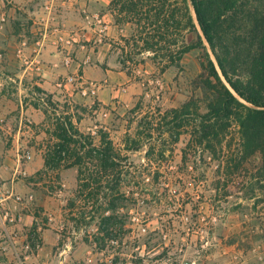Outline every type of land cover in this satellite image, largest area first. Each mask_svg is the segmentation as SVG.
Returning a JSON list of instances; mask_svg holds the SVG:
<instances>
[{
  "label": "rangeland",
  "instance_id": "1",
  "mask_svg": "<svg viewBox=\"0 0 264 264\" xmlns=\"http://www.w3.org/2000/svg\"><path fill=\"white\" fill-rule=\"evenodd\" d=\"M6 1L11 8L7 26L16 35H27L31 24L25 10L29 5L19 7ZM38 2L35 0L31 9ZM108 3L109 0H76L75 6H80L78 19H84L85 10L98 13L108 25L101 44H108L111 36L116 39L111 44L107 66L113 72L111 80L89 81L100 87L95 96L89 97L81 96L78 87L67 86L59 90V97H52V106L46 104L51 95L34 89L25 93L26 100L33 106L38 104L42 112L47 109L50 115L53 108L56 116L66 112L82 133L95 135L103 130L122 148L125 134H133L147 112H165L189 100H196L204 112L208 97L204 82L210 76L206 54L216 62L207 47L192 49L178 65L164 71L148 55H134L132 61L121 65L119 60L125 55L120 50V39L131 30L130 26L116 25ZM23 39L19 37L16 43ZM11 86L16 90V84L8 80L6 87ZM45 122L44 117L38 133L26 138L24 144H17V150L28 149L32 159L26 164L27 168L30 166L27 177L14 181L24 183L29 191L16 190L33 195L36 214L44 224L46 216L53 219L44 230H50L58 242L66 238L74 244L78 236L93 246L94 257L89 264H264V176L257 173L261 166L258 154L232 173L233 160L227 169L223 167L228 163L225 159L221 164L201 153V149L194 153L193 148L187 149L185 134L175 144L167 142L161 147L154 143L156 149L164 148V152L159 159L160 149L156 150L151 163L144 157L149 143H144L140 151L131 155V161L142 164L145 176L158 174V182L150 185L151 180L139 181L133 191L140 200L139 206L124 220L123 228L117 227L113 236H95L97 221L86 224L74 219L80 212L91 210V205L85 206L75 195L76 170L43 166L48 139L45 130L49 124ZM232 135L230 143L234 149L238 136L234 130ZM13 148L11 141L5 146L6 150Z\"/></svg>",
  "mask_w": 264,
  "mask_h": 264
},
{
  "label": "trees",
  "instance_id": "2",
  "mask_svg": "<svg viewBox=\"0 0 264 264\" xmlns=\"http://www.w3.org/2000/svg\"><path fill=\"white\" fill-rule=\"evenodd\" d=\"M109 10L116 25L131 30L120 39L125 55L121 65L134 55H148L164 71L192 49L207 47L216 64L207 53L210 76L204 82L208 92L204 112L196 100L165 112L158 109L157 114L147 112L135 132L125 134L122 148L103 130L82 133L66 112L56 116L55 108L50 115L43 110L49 122L43 166L75 169V195L85 206L91 205L90 212H80L74 219L97 221L95 236H113L139 206L133 192L139 181L158 182V174L145 176L142 164L132 162L131 155L149 143L144 157L151 163L160 149L155 144H175L183 134L188 136L187 149L194 153L201 149L221 164L225 159L227 169L233 160L232 173L258 154L257 173L264 176V0H111ZM46 104L55 105L52 96ZM233 130L238 136L234 149ZM158 151L160 159L164 148Z\"/></svg>",
  "mask_w": 264,
  "mask_h": 264
},
{
  "label": "crops",
  "instance_id": "3",
  "mask_svg": "<svg viewBox=\"0 0 264 264\" xmlns=\"http://www.w3.org/2000/svg\"><path fill=\"white\" fill-rule=\"evenodd\" d=\"M10 1L19 7L29 5L30 8L26 9L25 12L31 25L28 28L29 33L27 35H16L10 27L6 26L0 36V52L4 55L3 60L0 61V184L10 182L12 178V167L15 165L17 144L19 142L24 144L26 138L36 135L39 126L43 122V112L39 107L35 108L30 104V100H26L27 94L25 92L38 88L52 97H59L60 92L55 87L57 80L73 74L81 75L84 82L111 80L113 72L107 66L110 65L111 61L109 57L111 44L116 41L111 36L108 44L95 45L94 52L90 51L89 53L92 57V63L89 65L83 64L85 53L77 50L75 52V63L67 68L63 65L62 50L52 43L53 36H49L41 51V58L46 70L43 76H40L37 72L20 66L15 58V47L17 46V39L22 36L23 40L27 41V51L30 52L33 47V34L44 29L47 16L41 14L40 17L43 20H40L38 16L34 17L35 12L31 7H34L35 0ZM77 5L74 8L54 14L53 19L49 22V31L55 25H62L67 29H79L89 39L94 40L97 37L96 34H92L94 31L86 26L83 17L82 19L77 18L79 17L77 9L80 8ZM35 23L38 24L36 25ZM8 80L16 84V90L12 86L10 89L6 87ZM32 93L33 91H30V94ZM25 121L32 123L34 127H30ZM9 141L12 142L15 149H5ZM12 164L13 166H11ZM29 168L30 166L27 168L28 171ZM14 187L22 192L27 193L29 191V188L22 182L14 183ZM41 238L45 246L46 256L43 257L40 264H89L93 261V246L89 247L88 244L78 239V236L75 238L76 242L74 241V244L66 238L58 242V239L50 230H44ZM0 264H7L1 255Z\"/></svg>",
  "mask_w": 264,
  "mask_h": 264
},
{
  "label": "built area",
  "instance_id": "4",
  "mask_svg": "<svg viewBox=\"0 0 264 264\" xmlns=\"http://www.w3.org/2000/svg\"><path fill=\"white\" fill-rule=\"evenodd\" d=\"M75 3L76 0H39L36 9L33 10L34 17L38 16L40 20H43L40 15L45 14L47 16L46 26L44 29L34 32L33 47L30 52L27 51L26 40L19 42L15 47V58L21 67L43 76L46 69L41 58V51L49 36H53L52 43L62 50L65 67H71L75 63L77 50L85 53L83 64L92 63L89 53L90 51L94 52L95 45L103 42L108 31V25L98 13L82 11L86 26L97 36L94 40L89 39L79 29H67L62 25H55L49 31V22L53 19V15L61 10L74 8ZM10 10V2L0 0V36L8 24ZM3 57V53L0 52V61L3 60ZM67 86L78 87L79 93L83 97L95 96L100 89L99 85L93 82H84L79 74L59 79L55 84L58 90ZM31 159L32 156L28 149L21 152L17 150L11 180L0 184V255L7 264H40V261L46 256L41 234L44 227L50 225L53 219L46 216L47 223L44 224L36 214L33 195L30 193L21 194L14 187L15 180L27 177L26 164Z\"/></svg>",
  "mask_w": 264,
  "mask_h": 264
}]
</instances>
